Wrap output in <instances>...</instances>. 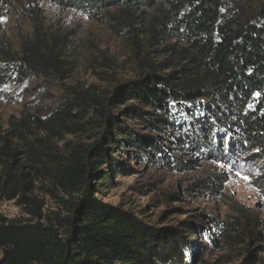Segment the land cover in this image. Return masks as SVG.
<instances>
[{
  "label": "trees",
  "instance_id": "1",
  "mask_svg": "<svg viewBox=\"0 0 264 264\" xmlns=\"http://www.w3.org/2000/svg\"><path fill=\"white\" fill-rule=\"evenodd\" d=\"M50 1L90 19L115 22L132 38L135 18L143 21L148 15L142 33L150 47H161L168 56L162 68L174 70L125 82L111 93L96 85L68 90L69 100L22 120L21 128L43 135L24 140L26 160L0 138L3 198H18L19 205L28 206L34 183L46 182L69 198L59 204L70 213L50 220L31 209L25 224L0 216V264H195L213 233L226 235V224L206 219V224L157 230L95 196L114 189L115 172L132 175L124 157L149 165L180 160L167 155L170 147L229 159L234 151L257 146L264 161V0ZM28 2L32 36L13 49L0 34L3 91L21 86L41 68L64 73L65 62L56 50L61 43L44 31L35 0ZM122 103L137 104L128 105L122 115L163 138L142 136L120 122L112 110ZM91 129L100 130L91 144L52 145ZM225 182L223 174L209 176L196 187L214 194ZM235 213V230L261 241L264 233L256 230L261 220L242 206Z\"/></svg>",
  "mask_w": 264,
  "mask_h": 264
},
{
  "label": "rangeland",
  "instance_id": "2",
  "mask_svg": "<svg viewBox=\"0 0 264 264\" xmlns=\"http://www.w3.org/2000/svg\"><path fill=\"white\" fill-rule=\"evenodd\" d=\"M35 3L45 20L44 31L61 43L56 50L61 52L65 69L58 75L55 70L41 68L37 73L28 74L21 86H8L5 91L0 88V138H5L7 144L21 154L20 160H26L24 140L43 137L34 129L29 133L21 128L22 120L69 100L68 90L96 85L111 93L125 82L144 79L149 74L164 77L174 70L162 68L167 65L168 56L161 53V47H150L147 36L142 33L148 15L142 17L143 21L141 17L135 18L133 24L137 27L132 38L128 30L115 22L90 19L80 12L61 9L50 0H35ZM30 5L28 0H0V34L13 49L20 48V39L32 36V23L27 17ZM151 65L161 67L152 69ZM130 104L137 105L122 103L112 110L119 121L142 136L163 138L161 133H152L122 115ZM99 134L100 130L91 129L88 133L65 136L60 142L53 141L52 145L59 148L68 142L91 144ZM259 148L234 151L226 159L170 147L167 155L180 160L170 158L158 165L124 157L132 175L115 172L114 189L95 198L105 206L134 214L157 230L176 229L186 222L206 224V219L224 223L227 228L230 226L231 229H225V236L212 232L210 244L206 243L195 264H264V236L259 242L252 241L254 239L249 236H242L241 231L237 232L232 223L238 217L236 206H242L261 220L256 230L264 233V179L261 178L264 161L259 159ZM221 174L226 182L217 193L207 194L196 187L209 176ZM28 197L32 203L21 206L18 198L7 201L0 193V216L6 221L24 224L31 220L27 212L36 208L45 219L70 216L59 204L60 199L69 198L55 191L49 183H34Z\"/></svg>",
  "mask_w": 264,
  "mask_h": 264
}]
</instances>
